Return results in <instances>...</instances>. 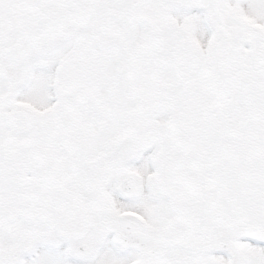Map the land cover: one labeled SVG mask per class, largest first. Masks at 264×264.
Returning a JSON list of instances; mask_svg holds the SVG:
<instances>
[{
	"label": "snow or ice",
	"instance_id": "obj_1",
	"mask_svg": "<svg viewBox=\"0 0 264 264\" xmlns=\"http://www.w3.org/2000/svg\"><path fill=\"white\" fill-rule=\"evenodd\" d=\"M0 264H264V0H0Z\"/></svg>",
	"mask_w": 264,
	"mask_h": 264
}]
</instances>
